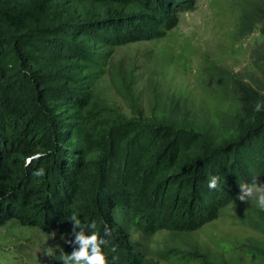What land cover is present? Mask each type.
<instances>
[{"label":"trees","instance_id":"trees-1","mask_svg":"<svg viewBox=\"0 0 264 264\" xmlns=\"http://www.w3.org/2000/svg\"><path fill=\"white\" fill-rule=\"evenodd\" d=\"M165 1L171 16L182 7ZM152 18L143 0H0V223L15 218L58 230L70 253L75 210L85 227L94 222L89 233L110 232L104 251L112 264H143L128 223L136 197L145 231L188 233L218 218L239 183L264 181V110L245 106L225 138L97 113L95 84L114 49ZM249 20L246 14L244 30ZM38 151L46 154L25 166ZM38 168L45 169L40 184ZM214 174L219 189L208 188ZM250 219L264 233V211ZM257 253L264 264V247ZM168 257L209 264L182 247Z\"/></svg>","mask_w":264,"mask_h":264},{"label":"rangeland","instance_id":"rangeland-1","mask_svg":"<svg viewBox=\"0 0 264 264\" xmlns=\"http://www.w3.org/2000/svg\"><path fill=\"white\" fill-rule=\"evenodd\" d=\"M178 1L182 7L171 16L165 0H143L155 18L130 28L132 40L114 49L95 84V109L232 136L244 107L264 101V0ZM138 203L136 197L128 223L143 264H177L168 255L180 247L205 255L209 264L263 263L257 248L264 247V233L250 219L262 209L254 201L236 196L218 218L188 233L145 231ZM65 244L58 230L15 218L0 223V264H63Z\"/></svg>","mask_w":264,"mask_h":264},{"label":"clouds","instance_id":"clouds-1","mask_svg":"<svg viewBox=\"0 0 264 264\" xmlns=\"http://www.w3.org/2000/svg\"><path fill=\"white\" fill-rule=\"evenodd\" d=\"M255 110L260 112L264 110V101H259L255 105ZM46 153L38 151L25 158V166L30 164L34 159H39ZM35 176H44L45 169L38 168L33 171ZM222 177L219 175H212L208 181L209 189H219L222 187ZM240 191L237 196L242 201L255 202L256 206L264 210V184L257 182V176L252 177L249 180H245L239 183ZM68 219L73 222L72 232L74 239L71 241L74 245V249L70 253H64L60 255L59 259L63 261V264H112L115 257L110 260L104 248L109 245V240L106 238L110 235V232L105 229L103 234L92 230L90 233L88 229H94L95 224L89 223L85 227L80 215L75 210L70 211ZM45 251L49 255L55 256V251L52 247H46Z\"/></svg>","mask_w":264,"mask_h":264}]
</instances>
